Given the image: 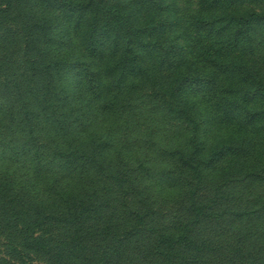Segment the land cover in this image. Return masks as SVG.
<instances>
[{"label":"rangeland","instance_id":"rangeland-1","mask_svg":"<svg viewBox=\"0 0 264 264\" xmlns=\"http://www.w3.org/2000/svg\"><path fill=\"white\" fill-rule=\"evenodd\" d=\"M103 1L122 7L129 2ZM30 3L0 0V264H53L30 237L25 238L29 245L23 244L24 222L36 224L33 235L40 244L59 247L76 238L81 251L69 256L72 264H264V170L223 172L221 166L231 160L209 156L228 139V130L204 119L195 129L179 117L175 104L138 78H116L124 98L117 111L98 114L78 101L70 129L62 130L66 114L59 111V126L52 115L43 121V114L35 136L24 135L22 112L33 110L32 116L45 107L46 91L45 78L26 67L23 37L12 23L30 24ZM5 4L10 8L2 12ZM166 4L173 11L169 25L181 58L194 63L183 28L197 0ZM41 11L48 52L63 62L81 59L84 34L63 23L51 6ZM61 83L83 99L80 73L72 65H66ZM58 84L51 83L55 93ZM86 110L95 111L90 119L83 118ZM193 136L204 161H187L188 169H180L177 155L191 149ZM63 145L80 147L96 163L74 170L62 165L57 152ZM36 152L41 158L34 163ZM66 185L86 198L92 218L84 223L73 217L70 224L61 197L70 190Z\"/></svg>","mask_w":264,"mask_h":264},{"label":"trees","instance_id":"trees-1","mask_svg":"<svg viewBox=\"0 0 264 264\" xmlns=\"http://www.w3.org/2000/svg\"><path fill=\"white\" fill-rule=\"evenodd\" d=\"M197 3L195 14L183 28L187 53L194 61L186 64L172 37L169 15L173 20L174 17L166 0H129L123 7L103 0H31L27 11L30 24L26 26L16 20L12 23H18L17 29L23 37L25 65L32 75L45 78L46 91L42 100L45 107L40 113L30 116L33 110L22 112L20 123L27 128L24 135L31 139L35 136L43 114V121H49L48 116L52 115L59 126V111L66 114L62 130L70 129L76 122L72 105L78 101L98 114L117 111L124 98L123 86L116 78L127 81L135 77L140 84L155 88L175 104L179 117L195 129L204 119L228 130V139L213 148L209 156L231 160L229 166L226 162L221 166L223 172L227 169V174L232 176L263 171L264 0H197ZM45 5L54 8L74 32L84 34L86 47L81 59L63 62L55 58V52H48L51 41L47 22L41 16ZM247 5L258 6L259 10ZM2 7V12H6L10 4ZM4 17L5 22H11L6 14ZM120 42L125 45L122 47ZM67 64L80 73L78 89L83 99H77L74 92L70 95L69 88L61 83ZM55 82L59 83L58 93L51 88ZM95 111H84L83 118L90 119ZM61 147L58 160L62 165L72 164V170L87 169L96 163L94 157L80 153V147ZM189 147L188 152L177 155L180 169H188L184 166L187 161H204L196 136ZM32 156L34 163L41 158L38 152ZM65 190H69L65 192L67 196H60L71 216L70 224L73 217L83 223L92 218L86 198L73 188ZM35 227L36 224L31 226L29 222L22 224L23 244L29 245L25 238L30 237L34 248L49 256L53 264H72L69 256L81 251L78 240L74 238L59 247L40 244L33 235ZM169 241L179 242L173 238Z\"/></svg>","mask_w":264,"mask_h":264}]
</instances>
